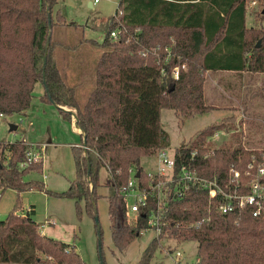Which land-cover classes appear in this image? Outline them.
<instances>
[{
    "label": "trees",
    "instance_id": "trees-1",
    "mask_svg": "<svg viewBox=\"0 0 264 264\" xmlns=\"http://www.w3.org/2000/svg\"><path fill=\"white\" fill-rule=\"evenodd\" d=\"M57 1L0 0V114L24 115L35 83L43 78L50 94L44 85L47 102L75 109L86 149L72 148L74 178L67 190L46 192L76 204L83 201L87 212L96 216L99 174L107 169L114 189L108 204L111 235L122 250L140 235L145 221L137 217L130 223L126 200L118 190L131 167L141 169V157L169 146L161 109H172L186 119L212 108L204 98L207 71L264 72V29L246 26L247 0H120L99 43L103 51L94 86L80 102L77 86L66 82L53 57V27L66 23L59 9L52 18ZM115 29L117 36H110ZM156 48L158 56L151 51ZM183 64L186 68L180 69ZM176 65L175 78L171 70ZM57 109L70 120L69 112ZM218 126L203 129L178 152L201 175L225 180L230 168L243 173L264 150L249 149L240 140L233 146L210 147L207 139ZM25 151L23 139L0 142L1 193L7 188L18 194L44 190L41 181L25 179L41 169V162L20 167ZM207 200L206 192L195 190L177 200L170 214L173 222L195 221L207 214L210 220L198 228L174 227L170 236L197 243L196 264H264V217H254L247 209L231 214L208 211ZM19 210L16 203L0 219V264H86L73 245L40 232L31 208L24 214ZM158 241L153 238L135 264H150L160 249Z\"/></svg>",
    "mask_w": 264,
    "mask_h": 264
},
{
    "label": "rangeland",
    "instance_id": "rangeland-1",
    "mask_svg": "<svg viewBox=\"0 0 264 264\" xmlns=\"http://www.w3.org/2000/svg\"><path fill=\"white\" fill-rule=\"evenodd\" d=\"M119 1L58 0L52 11L55 20V12L59 9L66 22L53 27V57L66 82L77 86L76 94L80 102L94 86L96 62L103 51L99 43ZM252 1L255 3L252 4ZM246 10V26L264 29V0H247ZM114 31L118 33L117 29ZM181 68H186V64ZM203 90L206 103L212 106L203 114L182 119L172 109H161V124L169 136L168 148L171 152L180 145L190 143L203 129L215 125H219L220 129L208 138L210 147L233 146L240 140L249 149L264 150V72L207 71ZM64 107L76 114L74 108ZM10 124H16L17 129L10 131ZM74 125L72 115L68 120L52 103L47 102L41 81L35 83L30 106L24 115L0 114V142L23 139L25 143L46 144L41 169L25 176L26 180L41 181L44 190L18 194L16 190L7 188L0 192V219H4L18 203L22 208L18 213L24 214L31 208L33 212L29 211V214L39 224L40 232L73 245L86 264H101L100 257L104 264H135L155 232L144 231L122 250L116 247L108 214L109 196L114 189L107 169L100 170L95 201L100 252L95 215L87 212L83 201L76 204L74 199L46 192H63L74 178L72 148L82 146L83 141ZM140 165L145 170L153 169L154 159L151 155L143 156ZM133 219L130 215V223ZM158 242L162 243V247L156 250L150 264H196L195 241L162 239ZM169 246L173 252L181 253L178 262L169 256Z\"/></svg>",
    "mask_w": 264,
    "mask_h": 264
},
{
    "label": "built area",
    "instance_id": "built-area-1",
    "mask_svg": "<svg viewBox=\"0 0 264 264\" xmlns=\"http://www.w3.org/2000/svg\"><path fill=\"white\" fill-rule=\"evenodd\" d=\"M254 3L252 1V4ZM116 35L115 31L110 32V36ZM151 51L153 55H159L157 48ZM141 53L144 56L148 54L147 50ZM169 56V53L165 55V62ZM178 72L179 66L176 65L171 70L173 77H178ZM37 144L25 143V159L20 163V167L42 162L46 144ZM196 152L197 150H194L192 156ZM151 157L154 159V168L145 170L131 167L127 181L118 190L126 200L127 214L132 215L134 222L137 217L145 221L140 234L153 231L154 238L159 241L177 240L169 234L174 227L198 228L207 223L210 220L209 214L185 223L173 222L170 218L175 202L182 200L192 190L207 193L208 211L214 208L219 213L231 214L247 209L254 217H264V151L260 154L259 161H251L243 173L230 168L225 180H221L216 174L213 177L201 175L192 162L183 160L178 148L171 152L168 147H162L151 154ZM159 244L162 247V243ZM169 250V256L178 262L181 253L173 252L170 246Z\"/></svg>",
    "mask_w": 264,
    "mask_h": 264
},
{
    "label": "water",
    "instance_id": "water-1",
    "mask_svg": "<svg viewBox=\"0 0 264 264\" xmlns=\"http://www.w3.org/2000/svg\"><path fill=\"white\" fill-rule=\"evenodd\" d=\"M89 5L91 6V3H89ZM262 12L264 13V10H263ZM49 28H50V26H49ZM49 36H50V31H49V33H48V37H49ZM259 45H260V41H258V43H257V46H259ZM47 48H48V43L46 44V49H47ZM42 83H43V85H45V89H46V91H47V95L50 97V94H49L48 89H47V87H46V81H45L44 78H43ZM52 104H53L55 107H57V108H60V109H62V110H64V111L69 112V113L72 115L73 119H74V124H75V126H76L77 128H79V127L77 126V117H76V114H75L73 111H71V110L65 108L64 106H60V105H58V104H56V103H54V102H52ZM9 128H10V131H15V130L17 129V125H16V124H10ZM79 129H80V128H79ZM80 130H81V129H80ZM82 133H83V132H82ZM82 137H83L82 147H83L84 149H86V141H85L84 134H82ZM89 171H90V166L88 165V173H89ZM137 175H138V173H137ZM94 220H95V222H96L97 231H98V240H99V244H100V234H99V225H98V219H97V216L94 217Z\"/></svg>",
    "mask_w": 264,
    "mask_h": 264
},
{
    "label": "crops",
    "instance_id": "crops-1",
    "mask_svg": "<svg viewBox=\"0 0 264 264\" xmlns=\"http://www.w3.org/2000/svg\"><path fill=\"white\" fill-rule=\"evenodd\" d=\"M91 5H92V3H91ZM74 128H75V130L79 133V135L80 136H82V131L79 129V128H77L75 125H74ZM216 134V133H215ZM218 134V133H217ZM216 136V135H215ZM208 138H210V137H208ZM46 148V147H45Z\"/></svg>",
    "mask_w": 264,
    "mask_h": 264
}]
</instances>
